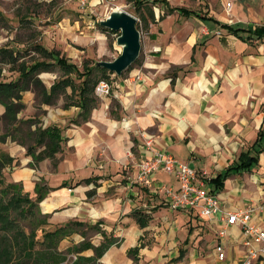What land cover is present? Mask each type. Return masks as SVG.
<instances>
[{
  "label": "crops",
  "instance_id": "0c3cea01",
  "mask_svg": "<svg viewBox=\"0 0 264 264\" xmlns=\"http://www.w3.org/2000/svg\"><path fill=\"white\" fill-rule=\"evenodd\" d=\"M143 2L138 10L147 29L141 37V63L111 81V93L98 95L99 104L87 120L71 121L80 107L64 106V93L51 103L41 101L45 113L37 114L39 123L59 127L62 150L55 158L35 161L25 146L7 137L0 150L20 157L7 178L20 182L30 195L40 177L53 186L38 203L49 214L46 227L73 219L100 221L107 233L119 236L120 243L110 245L98 264H233L245 255L241 226H229L226 257L218 260L219 216H200L197 208H170L156 189L175 184L165 171L152 173V186L136 175L138 162L148 154L144 133L155 146L192 166L217 194L221 208L257 205L252 218L264 226V150L258 165L230 170L217 189L211 181L234 163L264 125V37H248L249 29L264 25V0ZM225 24L239 28L237 34ZM65 25L60 22L59 27L64 31ZM60 51L70 55L68 46ZM38 76L47 88L57 78L55 71ZM22 99L25 107L18 116H34L35 92L24 90ZM84 236L94 244L102 239L99 231L84 235L74 230L59 248Z\"/></svg>",
  "mask_w": 264,
  "mask_h": 264
},
{
  "label": "trees",
  "instance_id": "16d2710c",
  "mask_svg": "<svg viewBox=\"0 0 264 264\" xmlns=\"http://www.w3.org/2000/svg\"><path fill=\"white\" fill-rule=\"evenodd\" d=\"M134 5L135 8L140 9L144 2L134 0ZM173 9L169 8V10ZM1 17L5 22L4 17L2 15ZM143 19L141 13L140 20ZM137 26L139 27L138 22ZM226 26L237 34L239 28ZM99 27L107 29L102 25ZM111 31L115 30L111 29ZM249 31L252 34L248 37H264V25ZM32 47L38 56L32 57L29 61L24 59L18 61L20 54L17 50L0 45V63H9L11 69L18 71L15 78H0V103L4 106V111L0 113V122L3 125L0 141H5L7 137L17 141L25 146L26 154L32 155L33 160L39 161L46 157L55 158V153L62 150L63 137L56 125L41 126L37 114L27 117L18 116L17 113L25 106L22 92L32 89L41 96L42 101L49 103L64 93V106L76 104L80 107L77 117L71 119L79 123L80 120H87L92 108L99 104L100 99L95 93V86L100 79H107L112 71L100 65H93V60L89 58H84L82 65L79 66L59 49L48 48L39 42H34ZM137 61L139 56L134 62ZM130 67L131 65L126 69ZM57 70L61 73L47 88L38 74L41 71ZM1 71L0 66V74ZM67 87L70 88L69 92ZM263 150L264 125L259 129L255 140L239 152L234 163L230 164L225 172H219L216 177L211 178L215 183L214 190L221 186L222 179L230 170L248 169L258 165ZM19 160V156L14 157L0 150V264H98L99 258L110 245L120 243L121 238L102 229L99 225L100 221L91 223L73 219L53 227H46L49 214L42 213L38 203L53 186L48 185L45 179L40 177L35 182L34 194L30 195L22 190L20 182L6 179L8 170L19 165ZM90 179L91 177L86 178L87 181ZM61 185H65L64 182ZM93 191L90 189L87 193ZM25 204L27 205L24 206ZM10 209L15 210V214L9 213ZM135 212L141 214L140 210ZM19 219L25 223H21ZM74 230H79L84 235L90 231H99L102 239L98 244H94L84 236V239L78 243L64 249L59 248L61 239ZM87 248H91L93 253L90 255L80 253ZM71 253L76 254L75 258L71 257Z\"/></svg>",
  "mask_w": 264,
  "mask_h": 264
},
{
  "label": "rangeland",
  "instance_id": "374dc122",
  "mask_svg": "<svg viewBox=\"0 0 264 264\" xmlns=\"http://www.w3.org/2000/svg\"><path fill=\"white\" fill-rule=\"evenodd\" d=\"M88 1V6L82 8L77 0H0V45L17 50L20 54L18 61L22 59L29 61L32 57L38 56L32 47L34 42L60 50L62 47L68 46L70 50L68 56L81 66L84 58L93 61L113 59L120 53L121 46L116 43V37L120 31H111L105 26L103 27L107 29H102L98 24V21L104 19L112 9L121 8L135 15L139 23L141 37L146 32L147 28L141 25L140 11L135 8L132 0ZM60 22H65L68 29L63 31L59 27ZM138 56L140 61L133 62L131 67L139 65L145 56L142 44ZM0 66L4 68L0 78H15L18 74L17 70L10 68L9 63L1 62ZM130 68L124 69L120 75H128ZM60 73L59 70L55 71L57 77ZM120 75L112 72L107 79L111 82ZM35 97L36 100L33 104L37 108L34 114H44L42 102H46L42 101L41 96L36 92ZM29 165H32L31 161ZM8 176L5 175L6 179ZM15 212L13 209L9 210L11 214H15ZM21 223H25V221L21 220Z\"/></svg>",
  "mask_w": 264,
  "mask_h": 264
},
{
  "label": "built area",
  "instance_id": "2783aa9c",
  "mask_svg": "<svg viewBox=\"0 0 264 264\" xmlns=\"http://www.w3.org/2000/svg\"><path fill=\"white\" fill-rule=\"evenodd\" d=\"M77 1L82 7L88 2V0ZM229 5L230 1L226 3V11H229ZM95 93L99 96L110 94L111 82L108 79H100L95 86ZM142 135L148 154L138 162L136 179L147 186H152L153 172L160 170L167 172L174 178L175 184L168 186L160 184L156 189L161 191L170 208H197L200 216L218 215L222 221L217 229L218 240L214 246L218 260L226 257L224 237L229 226L238 224L243 228L242 243L245 246V255L233 264H264V226L252 218L257 205L248 204L234 209L221 208L217 194L208 188L192 166L155 146L153 137L144 133ZM75 256V253H71L72 258Z\"/></svg>",
  "mask_w": 264,
  "mask_h": 264
},
{
  "label": "water",
  "instance_id": "95a60500",
  "mask_svg": "<svg viewBox=\"0 0 264 264\" xmlns=\"http://www.w3.org/2000/svg\"><path fill=\"white\" fill-rule=\"evenodd\" d=\"M98 23L120 31L116 37V43L121 46V51L113 59H96L93 65L103 66L120 75L135 61L141 49V32L137 26V17L124 9L114 8Z\"/></svg>",
  "mask_w": 264,
  "mask_h": 264
}]
</instances>
